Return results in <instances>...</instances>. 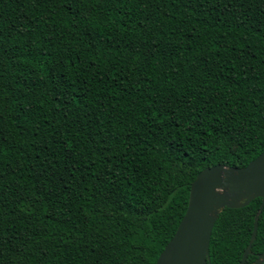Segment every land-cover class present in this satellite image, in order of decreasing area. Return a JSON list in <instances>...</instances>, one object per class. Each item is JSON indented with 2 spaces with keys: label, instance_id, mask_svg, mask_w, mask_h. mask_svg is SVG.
<instances>
[{
  "label": "trees",
  "instance_id": "obj_1",
  "mask_svg": "<svg viewBox=\"0 0 264 264\" xmlns=\"http://www.w3.org/2000/svg\"><path fill=\"white\" fill-rule=\"evenodd\" d=\"M263 151L264 0H0V264H155L197 173ZM260 202L221 210L210 264Z\"/></svg>",
  "mask_w": 264,
  "mask_h": 264
},
{
  "label": "water",
  "instance_id": "obj_2",
  "mask_svg": "<svg viewBox=\"0 0 264 264\" xmlns=\"http://www.w3.org/2000/svg\"><path fill=\"white\" fill-rule=\"evenodd\" d=\"M257 197L261 202L239 264L251 253L264 206V151L242 167L218 163L203 168L191 182L185 213L155 264H210V236L221 210L243 207ZM252 264H264V251Z\"/></svg>",
  "mask_w": 264,
  "mask_h": 264
},
{
  "label": "flooded vegetation",
  "instance_id": "obj_3",
  "mask_svg": "<svg viewBox=\"0 0 264 264\" xmlns=\"http://www.w3.org/2000/svg\"><path fill=\"white\" fill-rule=\"evenodd\" d=\"M255 259H256V258H255ZM255 259H254V260H255ZM254 260H253V261H254ZM252 263H253V262H252Z\"/></svg>",
  "mask_w": 264,
  "mask_h": 264
}]
</instances>
